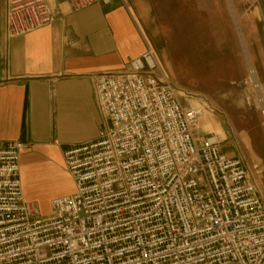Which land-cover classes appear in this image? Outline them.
I'll list each match as a JSON object with an SVG mask.
<instances>
[{"label":"built area","instance_id":"2783aa9c","mask_svg":"<svg viewBox=\"0 0 264 264\" xmlns=\"http://www.w3.org/2000/svg\"><path fill=\"white\" fill-rule=\"evenodd\" d=\"M67 1L78 12L114 0ZM51 22L46 0L7 2V39ZM159 74L147 48L127 72L95 77L105 126L63 153L73 192L47 215L22 195L25 145L0 143V264H264V203L250 173Z\"/></svg>","mask_w":264,"mask_h":264},{"label":"crops","instance_id":"0c3cea01","mask_svg":"<svg viewBox=\"0 0 264 264\" xmlns=\"http://www.w3.org/2000/svg\"><path fill=\"white\" fill-rule=\"evenodd\" d=\"M134 1L122 5L114 0L109 6L96 4L75 12L67 0H46L51 24L7 39L8 0H0V143L25 145L19 178L27 202H50L63 184L71 186L63 153L94 143L105 126L96 102L95 77L127 72L147 48L155 54L133 18ZM245 21L264 101V57L254 51ZM38 182L41 185L33 188Z\"/></svg>","mask_w":264,"mask_h":264},{"label":"rangeland","instance_id":"374dc122","mask_svg":"<svg viewBox=\"0 0 264 264\" xmlns=\"http://www.w3.org/2000/svg\"><path fill=\"white\" fill-rule=\"evenodd\" d=\"M230 5L253 67L244 21L253 49L263 59L264 0H230ZM131 6L136 24L151 41L159 75L186 97V108L201 107L211 115L213 126L204 129L201 116L198 128L216 139L227 157L244 163L264 203V118L254 83L260 92L261 85L255 67L252 80L226 0H137ZM72 192L65 183L55 196ZM35 207L41 215L49 214V202Z\"/></svg>","mask_w":264,"mask_h":264},{"label":"bare ground","instance_id":"6f19581e","mask_svg":"<svg viewBox=\"0 0 264 264\" xmlns=\"http://www.w3.org/2000/svg\"><path fill=\"white\" fill-rule=\"evenodd\" d=\"M234 12V11H233ZM235 20L237 21V27H236V23L234 22L235 24V27H236V30H237V34H238V37L240 39V44H241V47L243 49V51L245 52V45H244V41H243V37H241V34H240V31H239V21L235 18ZM245 55H246V61H247V67H249L250 69V73L252 75V80L253 82H255V79H254V71H253V67H251L250 63H249V59H248V55H247V52H245ZM251 80V81H252ZM254 88L256 90V95L258 97V102L260 104V106L262 107V111L264 113V101H263V97H262V94L259 90V86H258V83L255 82L254 83ZM199 109H201V114H202V117H201V121H202V125H203V128L206 129V128H211L213 126L212 123H210L208 121V119L206 118V116L208 115L207 112L205 113L204 110L200 107ZM263 115V114H262ZM216 129V128H215ZM217 130V129H216ZM216 132V131H215ZM21 186H22V183H21ZM41 210V209H40ZM42 212V211H41ZM43 213V212H42Z\"/></svg>","mask_w":264,"mask_h":264},{"label":"water","instance_id":"95a60500","mask_svg":"<svg viewBox=\"0 0 264 264\" xmlns=\"http://www.w3.org/2000/svg\"><path fill=\"white\" fill-rule=\"evenodd\" d=\"M226 2H227V6H229L230 13H231V16H232V20H233V22L236 23V27H237V21L235 20V15H234V12H233L232 6L230 5V0H226ZM0 68H1V64H0ZM0 75H1V74H0Z\"/></svg>","mask_w":264,"mask_h":264}]
</instances>
